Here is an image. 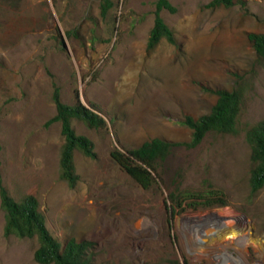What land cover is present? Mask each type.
<instances>
[{
  "label": "rangeland",
  "instance_id": "1",
  "mask_svg": "<svg viewBox=\"0 0 264 264\" xmlns=\"http://www.w3.org/2000/svg\"><path fill=\"white\" fill-rule=\"evenodd\" d=\"M169 1L176 11L161 17L175 43L148 49L155 0H0V180L15 200L36 197L62 245L93 242L95 264H264V186L250 191L246 139L264 119V59L248 38L264 33V0ZM55 87L63 102L105 120L101 129L72 121L96 152H74L73 188L60 177V123L48 122ZM218 89L241 93L237 133H208L188 147L185 118L210 113ZM153 138L174 145L161 180L144 189L109 152ZM212 190L227 205L170 217L169 193ZM4 223L0 206V264H39L37 239L5 236Z\"/></svg>",
  "mask_w": 264,
  "mask_h": 264
},
{
  "label": "trees",
  "instance_id": "2",
  "mask_svg": "<svg viewBox=\"0 0 264 264\" xmlns=\"http://www.w3.org/2000/svg\"><path fill=\"white\" fill-rule=\"evenodd\" d=\"M234 0H211L210 6H232ZM111 6L107 1L103 6L105 13ZM154 23L149 32L147 48H153L161 39L175 43L172 29L161 17L162 10L175 12L176 7L169 0H155ZM258 57L264 59V33H250L248 35ZM217 100L210 113L198 118L187 116L184 124L191 129L188 147L199 145L208 133H237V118L240 112L242 96L237 89H218L215 91ZM55 115L48 121L59 122L63 143L59 157L60 177L73 188L79 176L75 171L74 152L79 151L92 159L96 158L93 142L85 135L75 132L73 120H80L91 129H101L105 120L94 110L81 102L69 105L60 98L59 88L53 92ZM246 139L251 149V160L254 163L249 176V186L252 193L264 186V119L246 130ZM174 143L161 138H153L143 142L140 146L126 149L122 152L112 149L109 152L111 159L140 187L148 189L160 179L161 162L170 153ZM161 180V179H160ZM171 202L173 218L177 208L198 209L201 207L225 206L227 200L220 191L212 190L207 194L188 193L178 200L172 193L168 194ZM0 206L4 211V235L18 237H35L38 246L34 251V260L39 264H95L93 247L89 240L68 239L64 245L52 236L45 224V218L39 204L33 195H24L15 200L0 180Z\"/></svg>",
  "mask_w": 264,
  "mask_h": 264
},
{
  "label": "bare ground",
  "instance_id": "3",
  "mask_svg": "<svg viewBox=\"0 0 264 264\" xmlns=\"http://www.w3.org/2000/svg\"><path fill=\"white\" fill-rule=\"evenodd\" d=\"M227 235H228L227 238H237L239 236H242V233L239 231H236V232H230Z\"/></svg>",
  "mask_w": 264,
  "mask_h": 264
}]
</instances>
